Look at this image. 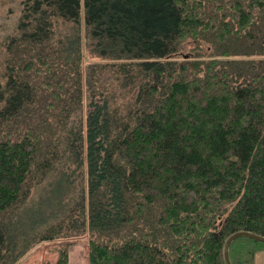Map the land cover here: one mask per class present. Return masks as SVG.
<instances>
[{"label":"trees","instance_id":"trees-1","mask_svg":"<svg viewBox=\"0 0 264 264\" xmlns=\"http://www.w3.org/2000/svg\"><path fill=\"white\" fill-rule=\"evenodd\" d=\"M7 3L0 264L82 238L88 264H225L264 236V0Z\"/></svg>","mask_w":264,"mask_h":264},{"label":"rangeland","instance_id":"rangeland-1","mask_svg":"<svg viewBox=\"0 0 264 264\" xmlns=\"http://www.w3.org/2000/svg\"><path fill=\"white\" fill-rule=\"evenodd\" d=\"M8 3L4 4L3 6H0V9H6L8 7ZM7 17V14H5V11L0 12V24L2 23L3 26L5 25V28H1L0 27V72L2 70V62L4 59V54H3V42L5 40V36L7 34V29L6 27L9 24V18H7V20H5ZM81 24H80V35H81V47H82V52H83V58H82V68H83V74H84V70H85V64L87 63V59H86V51L84 50L85 47V29H84V12H83V7H82V12H81ZM13 21V20H12ZM81 241L78 243H75L71 246H69L68 248V254H69V250L72 247H79L81 248V254L80 252H75V254H72L71 257V264H88L87 262V239L82 238L80 239ZM248 246V245H245ZM58 245L56 243H43L40 244L37 248H34L31 251V254L26 257L22 262H20L19 264H55V261L57 259V249ZM250 247V246H249ZM234 250V256L237 253H240V251H243V245L242 243H237L235 244V246L233 247ZM244 253V252H243ZM77 257V259H76ZM69 264V262L67 263Z\"/></svg>","mask_w":264,"mask_h":264},{"label":"water","instance_id":"water-1","mask_svg":"<svg viewBox=\"0 0 264 264\" xmlns=\"http://www.w3.org/2000/svg\"><path fill=\"white\" fill-rule=\"evenodd\" d=\"M239 237H247L249 239H252V240H255V241L264 243V236H260V235L254 234L252 232H248V231H238V232L233 233L232 235H230L226 239L225 244H224L223 254H224L225 264H231L230 259H229L228 249H229L230 244L235 239H237Z\"/></svg>","mask_w":264,"mask_h":264},{"label":"crops","instance_id":"crops-1","mask_svg":"<svg viewBox=\"0 0 264 264\" xmlns=\"http://www.w3.org/2000/svg\"><path fill=\"white\" fill-rule=\"evenodd\" d=\"M80 252L81 254V248H79L78 246L76 247H72V250L70 248L69 250V254H68V262L69 264H71V257H72V254L75 252ZM77 259V257H76ZM253 262L254 264H264V248L258 250L255 254H254V259H253Z\"/></svg>","mask_w":264,"mask_h":264}]
</instances>
